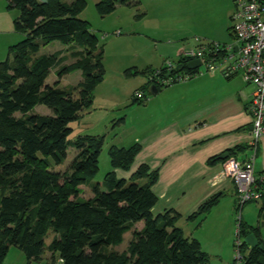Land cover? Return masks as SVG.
<instances>
[{
  "label": "trees",
  "instance_id": "obj_1",
  "mask_svg": "<svg viewBox=\"0 0 264 264\" xmlns=\"http://www.w3.org/2000/svg\"><path fill=\"white\" fill-rule=\"evenodd\" d=\"M86 4V0H10L9 7L19 10L15 27L25 37L12 49L13 57L0 62V264L12 246L22 250L29 262L43 261L48 250L45 264H209L201 242L186 236L178 226L181 214L177 210L153 212L158 202L153 191L158 170L142 164L129 178L118 177L115 169L131 170L141 150L139 143L112 145L108 150L112 170L99 182L95 177L105 135L71 138V123L93 105L94 91L106 72L99 36L80 17ZM119 5L139 8L141 1L99 0L97 9L107 15ZM55 40L68 45L74 62L63 64L62 50L36 56L42 46ZM177 61L174 72H198L188 69V60ZM55 68L58 80L47 83ZM155 69L138 72L148 77ZM77 70L82 72V80L61 87L62 77ZM151 84L148 80L147 85ZM133 102L144 101L134 98ZM38 105L51 108L54 114L34 112ZM70 147L76 149L73 159L64 170L57 169L65 163ZM250 147L238 145L230 149V156ZM258 148L259 144L256 152ZM218 160V156L211 159ZM82 186L89 187L93 195L81 198ZM259 190L262 198L255 201L261 203L262 217L264 186ZM215 197L188 218L207 214ZM140 222L143 227L139 229ZM239 226V237L255 233L262 245L250 247L242 241V264H264L261 226H251L242 218ZM51 230L54 236L46 243ZM129 232L132 238L127 248L117 250Z\"/></svg>",
  "mask_w": 264,
  "mask_h": 264
},
{
  "label": "rangeland",
  "instance_id": "obj_2",
  "mask_svg": "<svg viewBox=\"0 0 264 264\" xmlns=\"http://www.w3.org/2000/svg\"><path fill=\"white\" fill-rule=\"evenodd\" d=\"M63 1L71 3L74 0ZM98 1L86 0V7L81 12L80 17L89 21L93 31L99 36L100 45L104 47L103 63L106 72L104 80L94 91L93 105L82 113L79 121L71 123L72 127H74L71 138L73 139L85 132L105 135V144L99 158L100 170L95 177V181L102 182L105 175L112 169L108 154L109 148L120 141V145L130 146L134 142L135 136L141 132L139 119L143 115V110L139 108L140 105L131 106V102L136 90H142L146 97L153 95V92L145 81V76L139 73L138 70L146 63L147 56L145 52L147 48L145 46L150 45V47L154 48L155 45L152 40L142 35L143 30L146 28L144 25H147L149 22H139L136 17V14L144 12L145 8L143 5L140 8L120 5L113 13L102 15L97 9ZM228 1L231 2L232 0ZM149 2L151 0H144L145 6ZM163 2L165 3L163 12L169 22V26L175 32H179V28L184 29L182 33L187 37L185 43L190 45L191 48L196 46L197 42L194 38L197 36L202 38L211 37L223 43L234 41L233 32L230 30L232 20L229 18L225 25L221 24V18L218 16V9H216L218 0H163ZM9 4L10 0H0V62L6 60L9 56L12 58L14 53L12 49L25 37V34L18 31L15 27V20L19 15V10L17 8H10ZM161 34H158V36L163 38V40L168 41L170 38H174L170 35L166 36L164 32H161ZM67 48L68 45L55 40L42 46L36 53V56L62 50V56L64 57L63 64L67 65L76 60L72 57L71 52L67 51ZM170 58L175 60L176 56H171ZM159 64H161L160 61L157 65ZM57 69L52 70L47 78V83L53 84L58 80ZM200 71H202V74H197L189 82L198 81L196 85L202 89V100L210 102L212 101L210 90L213 88V85L208 81L203 82L204 80L201 83L199 79L212 72L207 71L205 65L200 67ZM215 72L223 75L220 70H216ZM223 77L225 76L223 75ZM235 78L240 79L241 84H244L245 96L250 97L253 90L252 85L246 84L241 74H238ZM80 80H82V72L80 70L73 71L62 77L60 86L63 88L71 87L76 85ZM203 87L209 90L206 91V88ZM230 89L231 86L228 85L223 89V94L226 96ZM193 97V95H190V98ZM190 102V104L186 103L184 108H189V106L197 101L190 100ZM177 105V111H181V102H177ZM34 112L54 114L53 110L45 105L36 106ZM17 115L20 114L18 113ZM120 118L122 119L120 120ZM137 132L139 133L137 134ZM75 153L76 149L70 147L65 163L61 167H57V169L64 170L70 164ZM82 188L81 198H89L93 195L89 187L82 186ZM260 206V201L255 200L248 201L242 205L239 198L235 196L231 198L229 194L223 199L219 208H217L218 210L216 211H219V214L216 216L215 212L211 216L213 218H210L209 222L203 224L204 226L200 227L199 219L198 221H180V225L184 227L185 235L192 232L195 236L201 238L202 248L209 255V264H233L237 256V242L239 240L242 242L245 239L243 235L239 237L237 233L240 227V218L244 221L257 222L260 219L258 215ZM232 208L233 211H231ZM229 212H232V236L229 230L231 224L217 225L215 222L223 215L226 216ZM141 224L143 222L138 223L137 227L140 228ZM53 236L54 232L51 230L46 237V243H50ZM131 238V233H126L123 243L116 246L117 250H125ZM11 249L12 252L8 254L9 256H7L8 258L5 259L3 264H45L50 255V252L47 250L43 261L29 262L24 252L18 247L12 246Z\"/></svg>",
  "mask_w": 264,
  "mask_h": 264
},
{
  "label": "crops",
  "instance_id": "obj_3",
  "mask_svg": "<svg viewBox=\"0 0 264 264\" xmlns=\"http://www.w3.org/2000/svg\"><path fill=\"white\" fill-rule=\"evenodd\" d=\"M140 1L139 8L143 5L145 10L140 12V14L143 13V16L138 17V20L139 22H149L148 24L145 23L147 25H144L146 28L142 35L152 40L155 45L154 48L150 45L145 46L147 48V50L145 49L146 63L140 70L150 67L159 68L167 58L176 56L177 59L183 49L191 47L185 43L187 37L182 33L184 29L179 28V32H175L169 26L163 12L165 4L163 0H151L146 6L144 0ZM234 8L233 0L231 2L218 0L216 9H218V16L221 18V24L225 25L226 21L231 19ZM161 32L174 38H170L168 41L163 40L158 36ZM204 38L217 41L211 37ZM159 61L161 64L157 65ZM217 72L213 71L199 79L200 82L204 80L203 82L208 81L213 85L210 90V95H212L210 102L202 100V89L196 85L198 81L189 82L190 79L183 81V83L179 82L171 86L161 87L156 92L150 85L149 88L153 95L147 97L142 104H134L133 99L135 97H132L131 106L140 105L139 108L143 110V115L139 119L141 132L135 136L134 142L130 146L139 143L141 150L130 171L115 169L118 177L123 178H129L142 164L148 165L151 170H158L159 178L153 186L158 202L154 206L153 212L159 214L168 209L177 210L181 214L177 224L184 232V227L180 225V221H198L199 219L201 227L209 222L210 218H213L211 216L215 212L216 216L219 214V211L216 210L225 197L230 194L231 198L234 196L239 198L235 182L231 178L220 177L225 159L218 161H211V159L216 156L220 157L227 151L230 153V149L242 144H250L251 147L245 153L235 156L241 161L251 158L255 151L251 143L252 116L248 109L249 97L245 96L244 84H241L240 79H234L237 75L227 78ZM145 81L147 82V78ZM228 85L231 86V89L225 96L223 89ZM208 90L206 88V91ZM190 95L194 97L190 98ZM190 100L197 102L189 108H184L186 103H191ZM177 102L182 104L181 111H177ZM72 128L74 131V127ZM84 134L92 133L85 132ZM119 143L114 144V146L130 147ZM254 164L257 172L264 170V135L259 141ZM215 196H218L217 200L207 214L195 219L188 218L203 203L213 197L216 198ZM259 218L257 222H245L251 226L260 225V237L264 240V214ZM231 220L232 212H229L215 222L217 225L231 224L229 230L232 236L233 220ZM142 227L143 224L140 228ZM186 236L197 238L202 244L201 238L192 232ZM11 252L12 249H10L9 254Z\"/></svg>",
  "mask_w": 264,
  "mask_h": 264
},
{
  "label": "built area",
  "instance_id": "obj_4",
  "mask_svg": "<svg viewBox=\"0 0 264 264\" xmlns=\"http://www.w3.org/2000/svg\"><path fill=\"white\" fill-rule=\"evenodd\" d=\"M233 1L235 8L231 15V30L234 41L223 43L197 36L194 38L196 46L183 49L178 58L201 60L207 71L220 70L227 78L241 74L243 80L253 87L248 109L252 116L251 143L255 151L245 161L229 156L223 163L220 176L231 178L235 182L239 201L243 205L251 200H260L263 191L259 189L264 186V172H257L254 164L257 145L264 135V0ZM200 67L196 74L187 71L174 72L178 68V61L167 58L162 68H156L146 78L147 81H152V86H171L202 74ZM134 97L142 101L147 98L141 90H137ZM237 233L239 235V230ZM241 243L240 240L237 242V261L233 264H242L243 254L239 249ZM61 261L60 259L59 262Z\"/></svg>",
  "mask_w": 264,
  "mask_h": 264
},
{
  "label": "water",
  "instance_id": "obj_5",
  "mask_svg": "<svg viewBox=\"0 0 264 264\" xmlns=\"http://www.w3.org/2000/svg\"><path fill=\"white\" fill-rule=\"evenodd\" d=\"M42 2H47V0H41ZM202 65L201 60H192L189 61L187 63V67L188 69H197L198 67H200ZM154 91L156 92L158 90V88H156L155 86H153ZM230 156L229 151L223 153L222 155H220V159H227ZM244 241L251 247H257L259 246L260 248L262 247V245H259V239L257 237V235L255 233H250L248 234Z\"/></svg>",
  "mask_w": 264,
  "mask_h": 264
}]
</instances>
